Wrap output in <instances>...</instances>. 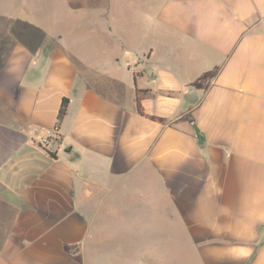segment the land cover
Returning <instances> with one entry per match:
<instances>
[{
  "label": "crops",
  "instance_id": "0c3cea01",
  "mask_svg": "<svg viewBox=\"0 0 264 264\" xmlns=\"http://www.w3.org/2000/svg\"><path fill=\"white\" fill-rule=\"evenodd\" d=\"M119 3L1 29L0 264H264V0Z\"/></svg>",
  "mask_w": 264,
  "mask_h": 264
},
{
  "label": "rangeland",
  "instance_id": "374dc122",
  "mask_svg": "<svg viewBox=\"0 0 264 264\" xmlns=\"http://www.w3.org/2000/svg\"><path fill=\"white\" fill-rule=\"evenodd\" d=\"M63 7H60V2H64ZM119 1V9L116 12V20L115 25L117 29H123L124 24L121 22L122 14H124V5L122 3L123 0ZM95 0H0V35L2 34V28H13L17 27L21 24H28L29 27L35 24L37 27H40L43 23L44 27H49L50 20L46 19L49 17V14L58 13L59 21L56 19L55 27L61 26L60 24H71L78 20L79 17L82 18H91L92 14L95 12V9L92 6V3ZM102 2V0H101ZM63 9V10H62ZM133 12V11H131ZM66 13V14H63ZM69 16V18H67ZM70 17H73L70 20ZM44 18V20H43ZM67 18V19H66ZM102 20V21H101ZM53 22V21H52ZM58 22H61L58 24ZM99 23L105 24V17H101L98 20ZM45 23V24H44ZM39 24V25H38ZM48 24V25H47ZM47 25V26H46ZM115 26V27H116ZM43 29V26H41ZM120 27V28H119ZM155 246V245H154ZM148 251L150 253L151 247L153 245H147ZM155 250V248H154ZM156 250H166L170 254L163 255L162 264H195L193 261H187L180 259L178 262L176 260L171 259V245L169 243H163L162 245H158V249Z\"/></svg>",
  "mask_w": 264,
  "mask_h": 264
},
{
  "label": "trees",
  "instance_id": "16d2710c",
  "mask_svg": "<svg viewBox=\"0 0 264 264\" xmlns=\"http://www.w3.org/2000/svg\"><path fill=\"white\" fill-rule=\"evenodd\" d=\"M137 75L134 74V79ZM146 93L145 90H139V89H135V96H136V108H137V112L140 114V115H145L144 114V111H143V108H142V104H141V101L142 99L144 98V94ZM67 103H68V100L67 99H63L62 102H61V105H60V108L58 110V114H57V121L59 122L61 120V118L65 115L66 113V109H67ZM152 120H155V121H159V122H162V119L161 118H158V117H151ZM51 155V154H50Z\"/></svg>",
  "mask_w": 264,
  "mask_h": 264
},
{
  "label": "built area",
  "instance_id": "2783aa9c",
  "mask_svg": "<svg viewBox=\"0 0 264 264\" xmlns=\"http://www.w3.org/2000/svg\"><path fill=\"white\" fill-rule=\"evenodd\" d=\"M55 139V131L46 130L43 135L37 138L36 144L45 150H50Z\"/></svg>",
  "mask_w": 264,
  "mask_h": 264
},
{
  "label": "water",
  "instance_id": "95a60500",
  "mask_svg": "<svg viewBox=\"0 0 264 264\" xmlns=\"http://www.w3.org/2000/svg\"><path fill=\"white\" fill-rule=\"evenodd\" d=\"M186 99H189V97H186ZM190 100V99H189Z\"/></svg>",
  "mask_w": 264,
  "mask_h": 264
}]
</instances>
